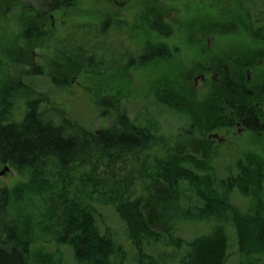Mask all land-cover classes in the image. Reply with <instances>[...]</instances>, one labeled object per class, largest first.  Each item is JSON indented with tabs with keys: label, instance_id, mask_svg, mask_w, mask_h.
Returning <instances> with one entry per match:
<instances>
[{
	"label": "trees",
	"instance_id": "1",
	"mask_svg": "<svg viewBox=\"0 0 264 264\" xmlns=\"http://www.w3.org/2000/svg\"><path fill=\"white\" fill-rule=\"evenodd\" d=\"M74 1L46 0V13L15 0H0L1 15L10 6L18 7L15 39L23 46L17 50L51 51L69 73L82 72L92 79L124 77L131 70L152 69L172 59L170 47L140 42L135 27L112 16L77 24L55 36L49 13L73 6ZM199 1L209 4L200 10L205 16L193 19L190 29L205 37L223 27L221 16L209 15L207 9L223 5L224 0ZM226 2L223 13L229 24L224 23L225 31L240 27L248 37L264 42V0ZM170 11L160 0H145L137 27L158 39L172 38L176 28L166 21ZM17 54L16 50L4 54L0 164L26 175L27 181L15 188L0 185V264H30V248L38 233L68 250L75 264H124L127 257L132 264H228L233 249L237 264H259L256 259L263 264L264 162L247 154L234 168L227 167L225 176L217 177L213 142L206 138L235 121L251 133H264L262 119L255 118L253 95L243 85L245 67L233 73L220 58L200 62L198 70L211 75L213 99L221 107L207 106V118H185L171 153L153 166L145 151L160 137L157 126L150 121L130 123L122 109L108 126L94 131L74 123L49 106L54 103L52 97L25 84V79L43 72L31 64L29 56ZM51 81L59 96L66 94L62 83ZM106 103L96 105L112 107V98L107 97ZM19 106L23 113L15 116ZM135 175L143 180L138 197L130 192ZM235 196L248 202L244 212L234 209ZM14 199L19 206L15 211ZM29 199L31 211L23 206ZM98 206L111 208L119 218L126 245L109 227L101 229ZM205 222L206 233L190 241L177 236L179 225ZM34 263L64 264L60 252L38 255Z\"/></svg>",
	"mask_w": 264,
	"mask_h": 264
},
{
	"label": "rangeland",
	"instance_id": "2",
	"mask_svg": "<svg viewBox=\"0 0 264 264\" xmlns=\"http://www.w3.org/2000/svg\"><path fill=\"white\" fill-rule=\"evenodd\" d=\"M21 6L30 5L41 11H48L46 0H15ZM145 0H75L73 6L49 13L48 23L55 36L62 35L66 30L77 24L96 23L99 20L112 16L129 23L136 28L135 35L140 42H161L172 49L173 57L166 63L145 70H131L126 76H107L92 79L82 72L69 73L66 65L51 51L35 47L33 49L17 48L23 42L15 39L18 27L19 12L17 6L8 7L0 13V88L6 79V65L4 54L14 51L18 56H29L32 65L42 69L43 75L25 79V84L36 92L48 94L54 103L49 106L63 111L66 118L84 128L94 131L106 127L112 120L124 111L125 117L135 125H146L151 122L157 126V139L155 145L148 147L145 154L153 166L162 161L174 147L177 133L184 129L185 118H207L204 109L214 102L208 72H200L199 64L207 58L221 59L229 64L234 73L245 67L241 77L244 87L253 95L252 107L258 112L264 125V42L248 37L238 27L234 31H225L226 17L223 10L227 2L219 4L213 9H207L209 15L221 16V28L213 34L202 37L190 29V23L196 17L205 16L200 10L207 7L209 2L199 0H160L167 9H171L166 21L176 28V33L169 39H158L144 33L137 27L136 19L139 8ZM155 1V0H152ZM3 17V18H2ZM231 21V20H230ZM232 22V21H231ZM229 24V21H228ZM178 26L181 31H178ZM16 42L17 47H13ZM133 47V46H132ZM52 79L66 87V94L58 95L54 89ZM112 98V107H97L96 103H106V98ZM91 100L95 103L91 104ZM163 104L167 105L164 107ZM108 106V105H107ZM169 106V107H168ZM114 107V108H113ZM104 110L105 113L102 111ZM173 110V111H172ZM176 110V111H175ZM198 111V112H197ZM21 116V106L15 112ZM228 118V117H227ZM213 142L214 155L212 157L213 170L217 177L225 176L227 167L234 168V164L245 155L251 154L255 159L264 162V133L254 134L243 126H224L206 136ZM175 141V142H174ZM135 183L130 188L133 196L142 193V179L135 175ZM26 175L18 174L11 168L0 164V185L15 188L17 184L25 183ZM124 190V189H123ZM17 199L12 202L14 211L19 208ZM234 209L244 212L248 202L239 197H233ZM33 202H25L28 211H31ZM38 205V201L34 202ZM100 215V227H109L116 234V239L123 244L125 240L124 225L114 214L111 208L96 207ZM208 231L207 223L182 224L177 227V236L185 241H190L197 235ZM126 245V244H125ZM126 248V246H125ZM32 255L30 264H35L37 256L61 253L64 264H75L71 253L66 249H59L52 237L38 233L30 248ZM133 250L129 249V255ZM259 264L261 261L256 259ZM236 249L232 250L228 264H237ZM135 263V262H134ZM264 264V262H262ZM124 264H132L129 257Z\"/></svg>",
	"mask_w": 264,
	"mask_h": 264
},
{
	"label": "flooded vegetation",
	"instance_id": "3",
	"mask_svg": "<svg viewBox=\"0 0 264 264\" xmlns=\"http://www.w3.org/2000/svg\"><path fill=\"white\" fill-rule=\"evenodd\" d=\"M51 25V24H50ZM52 26V25H51ZM249 91V90H248ZM249 93L251 94V92L249 91ZM253 109V108H252ZM254 111L256 112V114H255V118H260V116H259V114H258V112L254 109ZM237 118V117H236ZM238 126H240V125H238Z\"/></svg>",
	"mask_w": 264,
	"mask_h": 264
}]
</instances>
